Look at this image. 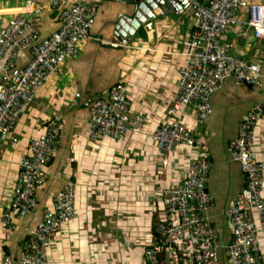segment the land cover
I'll return each mask as SVG.
<instances>
[{
    "label": "crops",
    "instance_id": "0c3cea01",
    "mask_svg": "<svg viewBox=\"0 0 264 264\" xmlns=\"http://www.w3.org/2000/svg\"><path fill=\"white\" fill-rule=\"evenodd\" d=\"M26 1L0 0V18L7 20ZM70 1L97 2L87 39L79 54L65 60L38 88L8 141L0 140V260L9 255L16 264L23 239L40 223L55 193L72 180L77 182L76 216L49 246V264H144V248L164 216L156 188L175 184L187 165L182 151L188 150L182 147L180 153L169 154L164 166L167 157L155 148L150 133L164 118L177 90L178 69L185 62L186 41L194 29L192 8L145 20L132 28L126 43L118 44L112 42L111 29L127 7L117 0ZM248 4L264 7V0H248ZM248 6L238 9L239 20L247 18ZM33 20L40 37L59 27L57 12L45 8ZM223 40L233 46V53L259 62L264 71V38L253 37L250 29L238 23L224 31ZM29 57L28 50L20 52L17 65L24 66ZM2 75L0 69L1 83ZM116 84L127 86L129 130L120 138L94 142L88 136L91 109L86 103L89 98H107ZM261 96L258 84L236 85L229 78L210 95L212 113L203 124L197 122L193 110L183 117L208 144L212 165L207 189L214 197L209 214L222 242L231 239L223 212L245 185L240 165L229 160L227 146ZM55 117L59 118L57 150L44 165L43 182L35 187V205L25 216L14 213L16 228L5 230L1 216L9 203L19 159ZM139 118L142 122L137 125ZM257 140L256 155L264 159V119L258 122Z\"/></svg>",
    "mask_w": 264,
    "mask_h": 264
},
{
    "label": "built area",
    "instance_id": "2783aa9c",
    "mask_svg": "<svg viewBox=\"0 0 264 264\" xmlns=\"http://www.w3.org/2000/svg\"><path fill=\"white\" fill-rule=\"evenodd\" d=\"M189 6L194 29L186 41L185 62L178 69V87L164 118L150 133L155 148L167 157L164 166L169 154L180 153L182 147L188 150L182 151L187 165L175 184L156 188L164 216L144 248V264L164 260L168 264H264V159L256 155L264 95L245 114L227 146L229 160L240 165L245 179L223 212L231 231L229 242L220 241L209 214L214 197L207 189L212 165L207 142L183 120L185 112L193 110L197 122H205L212 113L210 95L226 79L232 78L236 85L261 84L264 71L260 63L233 53L223 33L241 23L253 37L264 38V7L250 5L248 0H190ZM246 6L247 18L239 20L237 11ZM44 8L57 12L59 27L40 37L33 16ZM17 9L7 20L0 18V140L4 141L10 138L20 114L34 101L38 88L65 60L79 54L95 21L97 2L27 0ZM24 50L30 57L20 67L16 58ZM90 109L88 136L92 141L120 138L129 130L131 105L126 85L116 84L107 98H95ZM58 121V117L53 118L19 159L9 203L1 216L5 230L16 228L14 213L25 216L35 205V187L43 182L44 165L57 150ZM141 122L139 118L136 124ZM76 198L77 182L68 180L43 210L40 223L23 239L16 264H49L47 250L63 226L76 216ZM12 262L9 255L0 260V264Z\"/></svg>",
    "mask_w": 264,
    "mask_h": 264
},
{
    "label": "water",
    "instance_id": "95a60500",
    "mask_svg": "<svg viewBox=\"0 0 264 264\" xmlns=\"http://www.w3.org/2000/svg\"><path fill=\"white\" fill-rule=\"evenodd\" d=\"M123 7L128 9L120 12L114 20V25L111 29L110 36H113V43H126L127 35L132 32L137 24L145 20H151L158 15H163L167 12H176L189 6L190 0H117ZM204 2L205 0H198ZM131 11V12H130ZM261 87L262 96L257 101L259 103L264 95V78L259 85ZM95 98H89L86 105L91 108Z\"/></svg>",
    "mask_w": 264,
    "mask_h": 264
},
{
    "label": "clouds",
    "instance_id": "9594fccd",
    "mask_svg": "<svg viewBox=\"0 0 264 264\" xmlns=\"http://www.w3.org/2000/svg\"><path fill=\"white\" fill-rule=\"evenodd\" d=\"M262 71H263V70H262ZM216 91H217V90H216ZM213 93H214V92H213ZM213 93H212V94H213ZM209 101H210V98H209ZM20 115H21V114H20ZM19 117H20V116H19ZM208 117H209V116H208ZM208 117H207V118H208ZM16 121H17V120H16ZM16 121H15V122H16ZM203 123H204V122H203ZM203 123H202V124H203ZM14 124H15V123H14ZM200 125H201V124H200ZM12 129H13V128H12ZM191 131L193 132L192 129H191ZM194 133L197 134L198 132H194ZM199 134L202 136V133H201V132H199ZM150 137H151V136H150ZM202 137H203V136H202ZM2 141H4V140H2ZM7 141H8V140H7ZM205 141H206V140H205ZM207 150H208V144H207ZM209 158H210V157H209ZM210 160H211V159H210ZM58 191H59V190H58ZM25 237H26V236H25Z\"/></svg>",
    "mask_w": 264,
    "mask_h": 264
},
{
    "label": "trees",
    "instance_id": "16d2710c",
    "mask_svg": "<svg viewBox=\"0 0 264 264\" xmlns=\"http://www.w3.org/2000/svg\"><path fill=\"white\" fill-rule=\"evenodd\" d=\"M157 226V225H156ZM154 232H155V229H154ZM165 258V256H162ZM161 264H168L165 260L161 263Z\"/></svg>",
    "mask_w": 264,
    "mask_h": 264
},
{
    "label": "rangeland",
    "instance_id": "374dc122",
    "mask_svg": "<svg viewBox=\"0 0 264 264\" xmlns=\"http://www.w3.org/2000/svg\"><path fill=\"white\" fill-rule=\"evenodd\" d=\"M179 169H178V167H176V169H175V171H178ZM160 186V185H159Z\"/></svg>",
    "mask_w": 264,
    "mask_h": 264
}]
</instances>
